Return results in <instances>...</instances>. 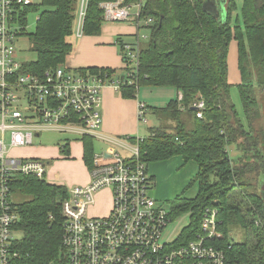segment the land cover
I'll list each match as a JSON object with an SVG mask.
<instances>
[{"label": "trees", "instance_id": "1", "mask_svg": "<svg viewBox=\"0 0 264 264\" xmlns=\"http://www.w3.org/2000/svg\"><path fill=\"white\" fill-rule=\"evenodd\" d=\"M104 1L108 0L88 1L85 35L100 34L105 22L101 6ZM204 2L145 0L142 17L154 21L147 28L148 43L142 48L139 86H173L182 93V98L157 111L171 110L173 117L168 115L178 120L175 128H152L146 137L130 139L139 142L141 158L148 164L177 155L186 162H197L199 170L191 184L198 183V192L194 197H177L174 215L192 210L191 218L197 221L205 206H220L223 220L220 229L225 239L219 244L225 247L228 256L238 264H264V194L258 188V184L264 186V0H243L241 15L236 14L235 22L237 0H227L226 15L219 16L206 10ZM78 8L79 0H40L19 8L20 35L28 25V15L39 12L35 30L27 33L36 59L24 62L23 72L42 74L66 63L73 52L70 37L74 35ZM233 40L238 45L237 83L229 80V50ZM122 41L118 37V44ZM80 71L118 74L117 69L109 67ZM120 91L127 98L138 95V88L130 83L122 84ZM237 92L243 114L235 104ZM201 99L206 108L199 118L193 105ZM230 145H235L240 155L241 168L230 154ZM84 148L86 164L92 168L95 153L92 139H84ZM244 171L252 172L253 178L241 180ZM212 175L216 177L214 180ZM252 187L254 191H250ZM11 188L12 192L27 197L15 203L19 220L14 229L23 233L16 245L20 252L16 264H60L62 258L66 262L61 201L67 195V187L18 173ZM239 188L243 202L234 198L237 190L240 193ZM230 222L247 230L249 237L245 242L227 241L225 234Z\"/></svg>", "mask_w": 264, "mask_h": 264}, {"label": "built area", "instance_id": "2", "mask_svg": "<svg viewBox=\"0 0 264 264\" xmlns=\"http://www.w3.org/2000/svg\"><path fill=\"white\" fill-rule=\"evenodd\" d=\"M88 1L80 0L78 36L83 35ZM30 4L33 0H0V264H16L20 257L14 229L19 214L11 197L13 177L23 173L50 182L44 160L14 156L11 149L33 145L44 128L83 136L97 133L103 123L105 87L113 85L119 90L122 84L130 83L139 88L141 42L149 38L142 29L154 21L142 17L145 0L133 4L104 1L101 6L107 21L136 22L133 41L119 44L125 74L113 78L116 74L82 72L65 64L34 74L23 72L24 62L15 44L22 31L19 8ZM193 107L202 118L205 101L201 99ZM137 116L147 121L144 102L139 103ZM112 140L131 154L123 157L112 146L108 150L111 160L101 161L94 155L87 185L66 186L67 195L61 201L66 262L62 258L60 264H238L219 244L225 236L216 204L205 206L197 221L191 218L193 211L188 212L190 224L175 241L167 242L165 231L175 211L152 195L154 180L149 164L141 158L139 142L131 146ZM105 188L113 192V207L108 214L91 216L89 209L96 204V193Z\"/></svg>", "mask_w": 264, "mask_h": 264}, {"label": "crops", "instance_id": "3", "mask_svg": "<svg viewBox=\"0 0 264 264\" xmlns=\"http://www.w3.org/2000/svg\"><path fill=\"white\" fill-rule=\"evenodd\" d=\"M38 2H40V0H33V3ZM216 2L217 8L220 11L221 9L227 7V0H216ZM136 32V22L134 24V21H128L126 22V24H117L114 22H109L105 19L100 34L85 35L83 33L82 36L76 37L77 41L75 43L72 42L73 52L67 58L65 65L74 69H87L90 67H109L117 69L118 67L124 73H118L112 77L117 78L120 75H124L126 70L124 61L121 56L119 57L116 48V45L118 44V37H121V40L124 41V39L126 38H134ZM236 62L238 68V53ZM229 66L231 71L230 50ZM238 75L240 77L239 70ZM239 77H236V79L234 80H229L232 83H237L240 80ZM120 90L121 89H116L113 85H107L105 87L103 91V103L101 107L103 123L101 128L97 130V133L87 134L83 136L78 132L68 131L66 133L68 134L70 141L64 142V144L62 145L59 144L60 149L58 147L51 149L42 146L32 148H30L31 146H24L11 149L10 154L18 157L42 158V160H44L48 166H51V164L55 165L51 170L50 167H48L47 169L48 180L52 183L64 185L67 187L74 185H87L90 182L91 176L90 168L87 166L84 158L85 138L92 139L95 148L94 155L97 154L99 159L101 161H104L112 159V157L108 154V150L110 147L115 146L117 149L119 147L116 143L113 142L112 139H120L126 141L123 138L128 137V139L131 141L130 137H135L134 135H139L141 133V122H144L145 124L149 123L148 117H150V115L156 118L157 124H155L154 126H148V134L151 131L150 129L152 128L176 127L177 123L175 124L173 122H170V124H165V121L163 120V118H161L159 112L157 111L166 108L171 101L179 98L182 93H180L177 88L173 86L141 85L138 88V95L136 98L123 97ZM140 102H144L146 105H148L147 121H140L138 119L137 112ZM40 135L36 137L38 138L40 137ZM97 141L102 144L101 148L97 149V146L95 145V142ZM133 143L136 144V142ZM174 159L179 158L177 156H174L170 159L152 162L151 164L156 163L155 165L157 166L154 168H150V165L148 166V171L153 180H155L156 177L153 173L151 174V172L157 171L159 175V169L167 167L170 162L174 161ZM182 159L183 164H186V160L183 157ZM177 162L179 165L180 159ZM65 172L67 173V175L65 174ZM68 179L72 182L71 184H69L70 181ZM154 185H156V181L154 182ZM106 190L108 189H104L102 192H107ZM152 195L155 197L154 190L152 191ZM109 211L110 210L108 209L99 212V210H97V207L94 208V212L99 213L100 215L108 214ZM171 235L172 229L168 231V237H170Z\"/></svg>", "mask_w": 264, "mask_h": 264}, {"label": "rangeland", "instance_id": "4", "mask_svg": "<svg viewBox=\"0 0 264 264\" xmlns=\"http://www.w3.org/2000/svg\"><path fill=\"white\" fill-rule=\"evenodd\" d=\"M242 2H243V0H237L238 10L235 11V13L233 14V21L234 22L236 21V14L240 13V15H241ZM133 11H134V9H133ZM219 12L223 13V9H221V11L219 10ZM38 16H39L38 11H32L28 15V25L24 28L23 34L18 35L15 39V44L17 46V51H18V56L22 62H29V61H33L36 59V52L31 47L32 43H31L30 38L27 35V33L33 32L35 30ZM114 23L126 24V22H118V21H116ZM16 27L19 28L20 26H16ZM77 28H78V20L76 19L75 26H74V35L70 37V39L72 40L71 42H73V43H75L77 41L76 40V37L78 36ZM142 33H149V30L144 28V29H142ZM133 39L134 38H126L124 40L126 42H132ZM147 43H148V39H143L141 42L142 48L145 47L147 45ZM116 48H117V52H118L119 57L120 56L122 57L121 45L117 44ZM237 53H238L237 44L233 40L230 44V64H231L230 79L231 80H234V79H236V77L237 78L239 77L237 62H236ZM117 71L119 74L124 73L118 67H117ZM235 100H236L235 104H237V108L239 109L240 113L243 114V107H242L241 100H239L238 92H237V98ZM168 113L173 117L171 110H169ZM168 113H166L164 111H160L159 115L161 116V118H163V120L165 121V124H170V122H173L176 124L178 122V120L176 118L175 119L171 118L168 115ZM186 113L182 114L183 115L182 118H185ZM148 118H149V123L145 124L144 122H141L142 128H141V133L139 134L140 136L136 134V135H134L135 137H138V136L139 137H145L148 134V128H149L148 126L149 125L154 126L155 124H157L155 117H152V115H150V117H148ZM256 127H258V126H256ZM66 132H67L66 130L64 131V130H58V129H54V128H44L40 132V134H41L40 137L35 138L34 143H33V145H31L30 148L42 146V147H47V148H51V149L58 147L60 149V145L64 144V142L70 141V138ZM123 139L126 140V142L129 145H131V146L134 145V143L131 142L128 139V137L123 138ZM7 143H8V137H7ZM95 145L97 146V149L101 148V146H102V144H100L98 141L95 142ZM234 146L235 145H230L228 147V149H229L230 154L233 157V160L235 161L236 165H238L241 168V164H239V161H238V160H240V158H238L240 155L238 156V151L236 150V148ZM118 151L120 152V154L123 157L129 156L131 154L129 150L121 148V147H118ZM177 157L180 159L179 165L177 162L179 159H174V161L176 163L174 161H172V162H170V164L167 167L160 168L159 169V175H158L157 171L151 172V174L153 173L156 177L154 180V182L156 181V185H154V187L152 188V191L154 190V195L156 198H158V201H160L165 206L168 205L169 208L173 206L174 200L177 197H179V196L180 197H194L197 194L198 189H199L198 183H195L194 185L191 184L192 181L194 180L196 174H197L198 169H199L197 162H195L194 160H190L186 164H183L182 157L179 155H177ZM250 162L252 164H254V161L252 159L250 160ZM155 164L156 163H154V164L150 163L149 164L150 168L157 167ZM54 166L55 165L51 164V166H48V167H50V170H51L52 168H54ZM247 167H249V166H247ZM247 167L244 169L246 170ZM55 169H59V168H55ZM65 174L67 175L66 172H65ZM215 178L216 177L214 175L211 176L212 180H214ZM250 178H253L252 172L244 171L242 178H240V179L241 180H250ZM71 183L72 182L70 181L69 184H71ZM258 188H259V191L262 194H264V186L260 184V187H259V184H258ZM105 189H108V190H106L107 192H102L104 190V189H102L96 193V197H95L96 204L92 205L89 209L91 216H101L99 213L94 212L95 207H97V210H99V212L104 211V210H108V209L109 210L112 209V207H113V192L109 188H105ZM249 189H251V188H249ZM249 189L247 191H249ZM252 190L254 191L255 189L252 187V189L250 191H252ZM239 191H240V193L237 190V197H234L235 195L233 196L235 198L236 202H240L242 200L244 201L241 188H239ZM11 197L15 203H20L21 201H23L24 199L27 198L26 196H24L21 193H14V192L12 193ZM231 202H232V199H231ZM190 222H191V218H190L189 213H182L179 216H173L172 221L170 223V226L167 227V229L165 231V238H166L167 242L175 241V239H177L179 237L182 230L187 225H189ZM171 229H172V235L170 237H168V231ZM225 235L227 237V241L230 244L243 243L249 237L247 230L242 225H240L238 223H233V222H230L227 224V231H226ZM15 236H16V238H18V240H20L23 237V233L21 231L16 230Z\"/></svg>", "mask_w": 264, "mask_h": 264}, {"label": "water", "instance_id": "5", "mask_svg": "<svg viewBox=\"0 0 264 264\" xmlns=\"http://www.w3.org/2000/svg\"><path fill=\"white\" fill-rule=\"evenodd\" d=\"M204 8L206 10H209V11L214 12L218 16L221 15V12H219V10L217 8V2H216V0H205V2H204ZM223 13L226 15V8H223ZM193 109L196 110V107H193ZM217 203H218V201H217Z\"/></svg>", "mask_w": 264, "mask_h": 264}]
</instances>
